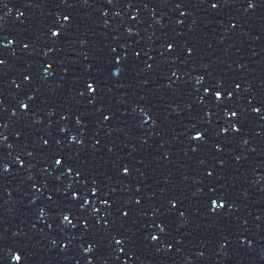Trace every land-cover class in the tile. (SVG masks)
Instances as JSON below:
<instances>
[{
  "label": "snow or ice",
  "instance_id": "snow-or-ice-1",
  "mask_svg": "<svg viewBox=\"0 0 264 264\" xmlns=\"http://www.w3.org/2000/svg\"><path fill=\"white\" fill-rule=\"evenodd\" d=\"M89 88L91 89V85H89ZM219 93H217V97L219 98ZM58 163H59V161H58ZM65 219H67V217H65Z\"/></svg>",
  "mask_w": 264,
  "mask_h": 264
}]
</instances>
